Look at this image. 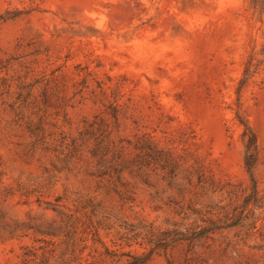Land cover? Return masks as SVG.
<instances>
[{
  "label": "rangeland",
  "instance_id": "obj_1",
  "mask_svg": "<svg viewBox=\"0 0 264 264\" xmlns=\"http://www.w3.org/2000/svg\"><path fill=\"white\" fill-rule=\"evenodd\" d=\"M263 52L264 0H0V264H264Z\"/></svg>",
  "mask_w": 264,
  "mask_h": 264
},
{
  "label": "trees",
  "instance_id": "obj_2",
  "mask_svg": "<svg viewBox=\"0 0 264 264\" xmlns=\"http://www.w3.org/2000/svg\"><path fill=\"white\" fill-rule=\"evenodd\" d=\"M264 55V52L262 53ZM256 62V63H255ZM259 69V64H257L256 58L254 55L251 56L249 61L247 62L246 69L244 71V78L241 81L240 92L243 86L253 77L256 75ZM244 137L247 138L246 148H247V156H246V169L250 175V178L254 179V169L256 165V153H257V138L254 132L251 130L250 127L246 126V130L244 133ZM138 257H133V261H129L127 264H144L143 261Z\"/></svg>",
  "mask_w": 264,
  "mask_h": 264
}]
</instances>
